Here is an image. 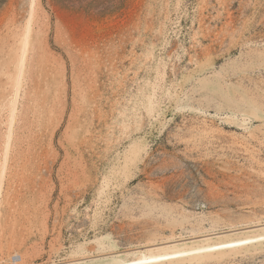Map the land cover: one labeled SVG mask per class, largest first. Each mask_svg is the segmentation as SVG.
Listing matches in <instances>:
<instances>
[{"label": "rangeland", "instance_id": "374dc122", "mask_svg": "<svg viewBox=\"0 0 264 264\" xmlns=\"http://www.w3.org/2000/svg\"><path fill=\"white\" fill-rule=\"evenodd\" d=\"M264 264V0H0V264Z\"/></svg>", "mask_w": 264, "mask_h": 264}, {"label": "bare ground", "instance_id": "6f19581e", "mask_svg": "<svg viewBox=\"0 0 264 264\" xmlns=\"http://www.w3.org/2000/svg\"><path fill=\"white\" fill-rule=\"evenodd\" d=\"M252 240H256V239H251V238L238 239V240H232V241H226V242H219V243H216L214 245L207 246L204 248H196V249L187 250V251H177L173 253H165V254H160L158 256H151V257L143 256L137 260H134L133 263L134 264L156 263V262L166 260V259L180 258L191 252L201 253L202 251H205L207 249L220 252L227 248L242 246L244 244L250 243Z\"/></svg>", "mask_w": 264, "mask_h": 264}]
</instances>
